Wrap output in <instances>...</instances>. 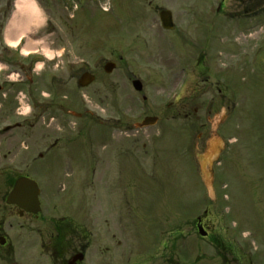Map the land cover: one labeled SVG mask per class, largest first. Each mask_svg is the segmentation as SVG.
<instances>
[{
  "label": "rangeland",
  "instance_id": "1",
  "mask_svg": "<svg viewBox=\"0 0 264 264\" xmlns=\"http://www.w3.org/2000/svg\"><path fill=\"white\" fill-rule=\"evenodd\" d=\"M14 1L0 0V59L11 62L0 75V80L4 82L8 79L7 74L18 73L23 82H18L9 92L7 101L0 103V129L14 122L16 115L21 117L18 115L17 93L25 91L28 86L26 73L20 72V58L17 54L7 53L2 41L14 48L19 46L27 54H40L47 48L52 52L55 50L52 55L56 59L48 62L40 76L29 69L31 62H26L29 76L40 84L38 91L46 95L52 93L50 91L56 84L70 81L72 69L68 62L78 58L93 60L97 65L101 59L115 61L123 56L122 66L127 70L121 69L120 65L110 75L100 74L101 80L92 87L79 89V100L86 101L84 103L93 112L94 121L92 118L86 120L85 116L72 120L75 123L73 129L96 137L94 147L101 153L97 154V162L104 163L106 154H114L115 162H121L118 149L122 144L127 154L129 151L137 153V163L126 154L128 183L125 192L134 204L137 201L144 214H148V227L153 229L150 232L166 225L164 220L169 216L176 220L177 225L187 214L202 215L209 209L212 211L210 219L223 240L237 242L254 255L255 264H264V20L244 22L246 19L240 15L248 6L231 5L232 0H228L223 8V17H226L220 21L213 20L212 26L206 25L204 35L200 36L205 46L191 55L190 65L199 68L194 65L198 62L199 51L204 53V64L199 68L203 70L196 72L189 89L193 93L195 87L199 88L195 94L197 97H190L193 99L192 109L197 103L202 106L196 116L192 119L183 116L188 109L185 104L189 95L186 94V99L183 95L174 105L171 112L174 116L170 115L168 121L137 131L135 124L146 111L144 107L149 113H154L155 104L164 101L175 84L184 79L185 74L181 71L184 61L180 57L190 55L193 48L199 46V38L193 34L194 28L188 26L186 43L178 37H169L165 42L169 43V48L158 40L152 43L151 51L141 48L139 52L140 45L134 43L136 34L141 28L140 33L156 34L158 31L160 35L158 26L153 23L151 5L178 11L186 7L188 1L197 3L198 0H100L101 3L98 0L96 3L93 0H76L68 3L69 9L64 5L67 0H42L44 5L31 0L32 11H20L15 5L2 40L1 27L8 5ZM105 3L121 7L120 13H115L116 19L97 9ZM75 4L81 5V10L73 11L72 5ZM258 6L254 7L257 9ZM230 17L234 20L225 19ZM159 37L160 41L165 38ZM126 71L143 82L147 103L126 79ZM51 75L55 76L54 79ZM120 104L125 108L122 114L127 116L126 120L123 117V121L118 123ZM54 123L56 125L50 129L57 131L59 125ZM116 129L122 132L113 133ZM162 132L164 134L161 135ZM20 133L15 131L0 137L3 149L8 150L10 145L31 144L43 149L40 131L30 138H23ZM50 134L45 143L55 139L56 133L52 131ZM211 134L220 135L218 138L224 149L220 156L212 155L214 162L218 158L215 166L207 164L203 167L202 156H205L203 152L212 140ZM111 135L119 142H113ZM105 137H108L106 141ZM187 145L190 148L186 152ZM111 148L113 152L109 151ZM153 150L156 154H152ZM198 155L203 178L208 182V177H215V202L207 197L194 157ZM153 161L158 163V167H152ZM103 169L104 165L97 170L99 178L103 177ZM204 169L210 173L209 176ZM61 170L64 176L70 174L67 167ZM190 258H193L191 254Z\"/></svg>",
  "mask_w": 264,
  "mask_h": 264
},
{
  "label": "flooded vegetation",
  "instance_id": "2",
  "mask_svg": "<svg viewBox=\"0 0 264 264\" xmlns=\"http://www.w3.org/2000/svg\"><path fill=\"white\" fill-rule=\"evenodd\" d=\"M217 4L222 5V0L188 1V6L178 11L168 8L172 12L171 30L164 29L160 20L165 8L151 5L150 13L160 35L158 31L152 34L146 30L139 37L149 40L140 41L141 47L148 49L149 42L160 41L159 36L166 35L185 42L189 26L199 38V46L191 52L196 54L195 50H202L200 36L204 35L206 25L212 26L213 20L221 19L219 13L213 15ZM232 4L253 8L264 5V0H232ZM120 8L110 5L104 14L114 17ZM199 56L202 58L197 65L200 68L203 60L200 51ZM119 58L123 60L122 56ZM77 59L68 62L72 69L70 81L57 84L47 96L39 93L34 83L29 84L26 92L34 112L20 120L16 115V121L12 123L17 126L10 132L20 131L23 138H30L40 131L43 149L31 144L10 145L4 150L0 145V264H255L254 256L237 242L223 243L207 212L176 226L169 216L164 220L166 225L150 232L153 229L148 227V214H144L137 201L134 204L125 192L128 163L124 144L118 149L121 162H115L114 154H106L104 163H100L97 154L101 153L94 147L97 139L73 129L75 123L72 120L82 115L93 119V114L79 100V86L91 75L96 76V82L88 88L97 84L102 77L100 74L107 75L104 66L109 62L105 59L101 66L99 64L98 73L90 68L91 61ZM199 68H194L195 75L198 70H203ZM198 89L195 87L193 93L188 90V95L195 99ZM3 91L5 87L0 88L1 95ZM142 97L147 102V98ZM189 101L193 99L187 101L186 107L190 106ZM154 107L156 111H150L147 116L158 115L161 122L174 116L171 113L174 110L164 109L159 102ZM119 111L117 120L123 121L121 104ZM54 121L59 125L57 131L50 129L56 125ZM52 131L56 133L55 139L45 143ZM121 132L120 129L113 131ZM166 134L169 131L166 130ZM111 138L113 142H119L113 135ZM109 151L113 152V149ZM129 154L133 152L129 151L127 156ZM152 154H156L155 150ZM133 155L139 159L137 153ZM151 164L158 167L155 161ZM102 165L103 177L99 178L97 170ZM64 167L69 168V175L61 174ZM28 180L37 183L38 191L29 186ZM201 226L205 236L198 230Z\"/></svg>",
  "mask_w": 264,
  "mask_h": 264
},
{
  "label": "water",
  "instance_id": "3",
  "mask_svg": "<svg viewBox=\"0 0 264 264\" xmlns=\"http://www.w3.org/2000/svg\"><path fill=\"white\" fill-rule=\"evenodd\" d=\"M162 19H163L164 24L168 27L169 26V21L165 18L164 15H162ZM113 66H111L110 71L113 69ZM134 87H136V89H138V90H141L142 89V84L140 82H136ZM155 122H156L155 119H149V120H146L145 123H143L142 125H138V126L139 127H143V126H146V125H149V124H154ZM208 186H209L208 188H210V190H211V188H212L211 187L212 186V180H208Z\"/></svg>",
  "mask_w": 264,
  "mask_h": 264
},
{
  "label": "bare ground",
  "instance_id": "4",
  "mask_svg": "<svg viewBox=\"0 0 264 264\" xmlns=\"http://www.w3.org/2000/svg\"><path fill=\"white\" fill-rule=\"evenodd\" d=\"M17 6H18V9L20 11H23L24 9L25 10L28 9V10H31L32 11L34 9L33 8L34 6H33L31 0H18L17 1ZM47 55H48L49 58H52L53 57V55H52V53L50 51L47 52ZM205 174L207 175L208 173L205 171Z\"/></svg>",
  "mask_w": 264,
  "mask_h": 264
}]
</instances>
